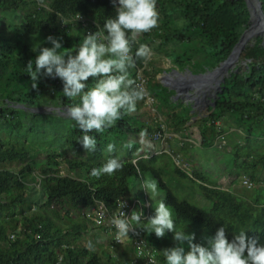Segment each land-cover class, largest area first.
<instances>
[{
    "label": "trees",
    "instance_id": "16d2710c",
    "mask_svg": "<svg viewBox=\"0 0 264 264\" xmlns=\"http://www.w3.org/2000/svg\"><path fill=\"white\" fill-rule=\"evenodd\" d=\"M262 3L264 8V0ZM157 9L158 27L138 38L133 55L139 44L148 45L156 35L160 43L173 44L167 54L179 71L201 73L213 69L228 57L248 25L249 13L244 0H157ZM1 14L8 15L11 24L9 33L0 30V122L12 130L23 126L22 121L29 117L31 123H50L53 134L63 133L67 147L75 155L64 157L51 151L43 159H31L28 147H17L0 138V165L21 162L19 169L0 168V264H118L131 259L130 246L127 252L115 257L108 251L111 249L108 242L100 249H95L90 242L94 250L81 244L79 240L87 230V222L77 211L98 202L114 206L140 176L157 181L163 193L161 200L172 209L176 229L195 233V243L207 246L201 230L211 238L225 225L229 240L244 230L247 236L258 237L259 243L264 244L263 36H256L245 45L240 53L245 64L236 63L229 69L213 108L210 106L211 111L197 120L201 146L211 147L217 134L223 139L226 137L233 161H241L243 174H248L250 181L261 183L260 187L250 188L252 192L246 198L215 182L208 184L196 171L187 172L173 160L171 152L155 154L151 134L162 128L154 120L141 119L140 101L137 110L124 114L114 127L88 133L96 139L97 146L88 155L81 156L83 149L78 140L84 133L63 113L68 106L78 103L79 98L65 97L59 78L42 77L37 82L38 90L32 89L26 66L30 60L35 66L37 52L30 48L27 38L44 34L62 37L63 48L59 51L74 53L86 34L102 30L105 19L115 16L111 0H0ZM75 14L87 16L95 24L82 26L68 22L67 27H62L64 19ZM177 15L182 19L180 24L176 23ZM14 17L19 22H14ZM143 65L137 60L135 67L128 70L129 78L138 83L137 70ZM88 83L91 87L95 81L90 78ZM146 85L147 92H158L153 84ZM170 91L172 101L174 91ZM160 95L164 101L165 95ZM44 104L61 106L63 111L38 110ZM168 117L169 124L181 130L195 115L188 103H180ZM227 120L233 122L240 134L221 127ZM143 130H147L150 146L139 140ZM109 143L115 144L113 153L107 151ZM140 149L142 153H138ZM112 156L122 161L123 169L99 179L93 177L92 169L102 166ZM61 167L69 172L79 171V176L60 173ZM37 168L44 177L41 190L44 201L40 208L53 218L64 219L63 225L55 224L51 216L39 210L30 211L32 201L26 196L29 187L23 177ZM261 173L263 177L255 180ZM197 194L209 202V207L194 202ZM62 200L70 206L64 217L54 206ZM155 207L148 217L154 215ZM72 210L77 214L70 215ZM133 226L155 248L157 264H166L162 252L165 248L159 246L155 233L139 229L142 225ZM170 236L174 233L167 232L163 239ZM174 246L176 242L171 247Z\"/></svg>",
    "mask_w": 264,
    "mask_h": 264
},
{
    "label": "clouds",
    "instance_id": "9594fccd",
    "mask_svg": "<svg viewBox=\"0 0 264 264\" xmlns=\"http://www.w3.org/2000/svg\"><path fill=\"white\" fill-rule=\"evenodd\" d=\"M111 3L115 16L105 19L102 30L86 34L74 53H61L63 38L49 35L46 42L51 47L40 46L33 50L37 52L35 66L33 60L26 66L32 89L38 90L37 82L42 77L59 78L63 83V95L69 100L79 98L78 103L65 111L84 133L78 142L88 152L97 146L96 139L88 133L114 127L124 114L134 113L137 103L145 98V87L129 78L128 70L135 67L137 60L147 64L152 59L153 52L148 45L139 44L134 55L133 46L142 34L157 28L159 22L157 0H111ZM90 78L95 81L91 87ZM139 136L141 143L150 146L147 130L141 131ZM107 151L113 153L115 144L109 143ZM123 167L122 161L112 156L102 166L93 168L91 175L99 179ZM157 188L155 179L144 182V190L148 193V190L155 193ZM119 207H126V203L121 200ZM111 223L116 229L118 243L130 238L129 233L139 235L134 224L142 225L139 229L155 233L157 238L173 232L176 246L162 251L166 264H264V244L259 243L258 237H249L241 230L229 240L224 225L216 230L214 237L208 238L207 246L195 243V233L176 229L172 209L163 200L158 202L155 214L148 217L146 223L143 212L137 210L132 211L130 217L121 211L112 217ZM87 247L94 250L91 243Z\"/></svg>",
    "mask_w": 264,
    "mask_h": 264
},
{
    "label": "rangeland",
    "instance_id": "374dc122",
    "mask_svg": "<svg viewBox=\"0 0 264 264\" xmlns=\"http://www.w3.org/2000/svg\"><path fill=\"white\" fill-rule=\"evenodd\" d=\"M181 20V17L177 15L176 23L180 24L182 22ZM13 21L19 22L18 18L16 17H14ZM10 24L11 20H9L8 15L1 14L0 30L9 33L10 29L8 25ZM48 36L49 35L44 34L42 36L27 38L30 48L32 50H35L38 49L40 46L51 47V44L46 42V38ZM256 36H254L253 39ZM250 40H252V38ZM148 46L151 48L153 56L147 64H144L143 67L137 70V79L139 81L143 80V84L145 86L147 83L152 84L155 83L154 80L159 81L161 78H163L174 90L181 89L185 85V82L183 81V78L185 76H183L182 78L172 73L173 69L176 68L170 62V59L167 54V50L169 48H172L173 44H162L159 42L158 37L156 35H153V39L151 38L150 42H148ZM236 63L244 65L245 61L241 60L239 55L233 67ZM176 70L179 71L178 69ZM187 72V70L179 71L181 75H185V73ZM220 84L221 82L219 83V85ZM155 88L158 90V92L150 91L149 93H147L146 91L147 94L145 98L138 103L140 108L142 109L141 119H145V121L146 119L147 121L154 120L157 123L161 124L160 126L166 139V143H169L170 147L174 149L175 153H178L184 159L183 162L187 167V171L191 172L194 169L195 165L198 169H202L208 173H213L214 175L216 174L218 176H216L215 181L211 180L210 178H206L204 180L209 181L207 182L208 184L210 182H215L216 184L224 185L235 193L240 194L243 197L249 198V193L251 194L252 191L250 190V188L244 186L241 178V175L245 173L242 171V168L244 166L241 161H238L237 163L233 161V157L229 152V144L226 137L225 139H223V137H218L217 134L215 142L211 147H208L206 149H201L200 147V136L198 134L197 129V120L200 117L208 114L210 101L213 99L212 93H217L218 90L213 89V87H210L209 90L206 91L203 95V93L199 91V88L191 86L188 87L186 91L178 93L176 97H172V101H170L169 97L172 94L170 88L165 89L163 91H161L156 86ZM159 92L165 95L164 101H162V96ZM186 94L188 95L187 97ZM180 103H188L191 106V111L195 115V117L192 118L190 121L186 122L185 128L181 130H175L174 127L169 124L168 113L171 112L173 107H177ZM203 103L208 106L207 110L203 107ZM60 107L61 106L54 104H44L40 108H38V110L63 111V109H61ZM63 113L67 114V112ZM29 119L30 117L24 119L22 121L23 126L18 127V129L16 130L9 129L7 126L0 122V138L4 140H9L17 147H28V149L31 151V159H43L47 155V153H50L51 151L61 153L64 157H72L75 155L73 150L67 147L66 142L63 138V133H60L61 135H54L50 123L45 122V124H35L31 123ZM221 127L224 128L226 131L237 132L240 134V130L233 124L231 120H227L226 122L223 121L221 123ZM82 149L83 151L81 152V156H86L91 152L85 150L83 146ZM142 152V149L138 151V153ZM181 161L182 160H180V162ZM20 166L21 162H12L3 163L0 165V168L19 169ZM60 169V173L62 174L70 173L72 176H79V171L69 172L64 167H61ZM246 176L247 178L249 177L248 174ZM262 177L263 173L258 174V176L254 178L255 180H259ZM23 179L26 186L29 187V191L26 196L29 201H32V207L30 211L39 210L42 213L51 216L50 213L40 208V204L44 201V197L42 196L41 192L42 187L44 185V177L40 174V169L37 168L33 171V173L26 174ZM145 179L147 180L146 177ZM218 179H221L219 183L217 182ZM138 184L139 182L137 180H134L132 182V185H130L127 193L130 194L134 188L138 192ZM254 184L256 185L255 187H260L261 185L259 181ZM149 195L152 204L151 206H157L156 204L160 201L161 198L158 196V194L154 195L151 191ZM65 202V200H62L61 203H54V206L60 210V214L62 217H64L66 209L70 208V206ZM194 202L205 208L209 207V202L203 198L199 200H194ZM71 212L73 213V215H75L77 214V212H79V210L77 212H73L72 210ZM52 219L54 220L55 224L58 225H63L65 223L64 219H57L53 217ZM201 233L203 234L204 238L206 239V243L208 244V238L206 234L203 232V230H201ZM173 237L174 236H170L167 239L159 238V246H162L164 248L171 247L175 243ZM106 240L107 239L105 233L101 230V227L88 225L86 232L82 235L79 242L85 245H88L91 242L94 243L95 249H100L101 247L106 246L105 244L108 242ZM159 248L157 247L156 250H159ZM108 251H110L113 256L115 255V252L112 248ZM127 251L128 250H125V252ZM115 257H118V255H115Z\"/></svg>",
    "mask_w": 264,
    "mask_h": 264
},
{
    "label": "built area",
    "instance_id": "2783aa9c",
    "mask_svg": "<svg viewBox=\"0 0 264 264\" xmlns=\"http://www.w3.org/2000/svg\"><path fill=\"white\" fill-rule=\"evenodd\" d=\"M78 17L80 18L78 19ZM68 22L82 26L95 24L92 19L81 14H75L74 16L64 19L62 27H67L66 24ZM138 84H142L144 86L143 80H138ZM144 87L146 89V85ZM216 131H218V129ZM217 136L222 138L220 134H218ZM151 138L155 143H159L161 145L160 149H158V152L168 150V146L166 147L165 145L166 139L164 137L163 131H161L160 129L153 131L151 134ZM176 161L179 162V158H177ZM241 178L244 186H246L247 188L256 186L252 181H250L249 178H247L246 175H241ZM140 181L142 183V196L140 198L137 197L130 199L127 196H123L119 197L112 207H109L103 202H98L92 206L81 208L79 210V214H81V216L86 220L87 226L89 225L102 227V231L105 233L108 243L111 244V248L115 252V255H119L120 253L125 252V250H128L127 248L129 246L132 248L131 259L124 260L122 262H119L118 264H157L155 248L148 243L146 238L141 234L140 230L136 229L139 235L129 233L130 238H125L122 243H118L115 239L116 229L111 223L112 217L114 215H119L121 211L129 217L134 210L142 211L144 214V219L149 216L151 209L150 197L148 192L144 190V180L142 176H140ZM121 200L126 203V207L120 209L119 204ZM69 214L73 215L71 211L69 212ZM11 237H13V235H11Z\"/></svg>",
    "mask_w": 264,
    "mask_h": 264
},
{
    "label": "water",
    "instance_id": "95a60500",
    "mask_svg": "<svg viewBox=\"0 0 264 264\" xmlns=\"http://www.w3.org/2000/svg\"><path fill=\"white\" fill-rule=\"evenodd\" d=\"M248 13H249V17H248V25L247 27L240 33L238 41L236 42V44L234 45V47L232 48L230 54L228 55V57L220 62L216 67H214L213 69L207 70L205 72H201V73H192L191 71H188L187 73H185V75H181L179 73V71H177L176 69H173L172 73L178 77H188L190 78L188 81H186L185 85L181 88V89H177L176 91V96L178 93H181L182 91H186L188 87L191 86H195V87H209V85H211V87H213V89H217L218 91H220L221 87L219 85L220 82H222L224 80V77L226 75L229 74V70H227L225 72V75H223L220 78H216L214 77L211 73L215 72L222 64L228 62V61H234L237 60L241 51L245 48V45L249 42V40L251 38H253L256 35L262 34L264 32V8H263V3L262 0H244ZM240 42H243V44L241 45V47H237L238 44ZM263 42H264V38H263ZM234 55V59H231ZM233 67V66H232ZM231 67V68H232ZM229 68V69H231ZM210 81H213L211 84L209 83ZM154 86L158 87L161 91L165 90L166 87L161 84V83H152ZM204 95V93H203ZM188 95L186 94V97ZM212 97L213 99L210 101V106L211 109L214 106L216 97H217V93H212ZM203 107L207 110L208 106L203 103ZM211 110H209L208 108V113Z\"/></svg>",
    "mask_w": 264,
    "mask_h": 264
},
{
    "label": "crops",
    "instance_id": "0c3cea01",
    "mask_svg": "<svg viewBox=\"0 0 264 264\" xmlns=\"http://www.w3.org/2000/svg\"><path fill=\"white\" fill-rule=\"evenodd\" d=\"M147 87V86H146ZM146 91H147V88H146ZM147 93H149V92H147ZM159 125H161L160 123H158ZM199 134V133H198ZM165 145H166V147L168 146V150L167 151H162V152H171V153H173V155H172V157H173V160L179 165V166H181L184 170H186L187 171V167L185 166V163L183 162V158L178 154V153H175V151H174V149H172L171 147H170V145H169V143H165ZM160 147H161V145L159 144V143H155L154 142V153L155 154H157V153H160V152H158V149H160ZM200 147H201V149H206V148H208V147H203V146H201V144H200ZM157 151V152H156ZM177 158H179V160H182L181 162L179 161V162H177L176 161V159ZM186 167V168H185ZM193 171H196V172H198V173H200V176L201 177H205V178H210L211 180H216V176H218V175H214L213 173H208V172H206V171H204V170H202V169H198L195 165H194V169L191 171V172H189V171H187V172H189V173H192ZM143 180H144V182L146 181V179H145V177H143ZM151 179H149V178H147V181H150ZM138 182H139V184H138V192L136 191V189L134 188L133 190H132V192L130 193V194H126V196L127 197H129L130 199H132V198H137V197H141L142 196V183H141V181H140V179H138L137 180ZM221 181V179H218V183ZM218 185H220L221 187H223V188H226V189H229V188H227V187H225L224 185H221V184H218ZM149 191V193L148 194H150V190H148ZM154 195H156V194H158V196L162 199L163 198V193L157 188V191L155 192V193H153ZM150 196V195H149ZM198 196H200L199 194H197L196 195V198L194 199V200H199V199H201L202 197L200 196V197H198ZM151 197H152V195H151ZM158 199V198H157ZM160 199V200H161ZM204 199V198H203Z\"/></svg>",
    "mask_w": 264,
    "mask_h": 264
},
{
    "label": "bare ground",
    "instance_id": "6f19581e",
    "mask_svg": "<svg viewBox=\"0 0 264 264\" xmlns=\"http://www.w3.org/2000/svg\"><path fill=\"white\" fill-rule=\"evenodd\" d=\"M259 35H261V36H263L264 37V32L262 33V34H259ZM259 35H257V36H259ZM253 39V38H252ZM243 44V42H240L239 44H238V46L237 47H241V45ZM231 59H234V55H233V57L231 58ZM236 62V60H234V61H228V62H226V63H224V64H222L215 72H213V73H211L214 77H216V78H220V77H222L224 74H225V72L229 69V68H231L233 65H234V63ZM183 78V77H182ZM184 80V82L186 83V81H188L190 78H188V77H184L183 78ZM159 82L161 83V84H163L165 87H167L168 89L170 88L171 90H173L174 91V94H173V97H176V92H175V90L173 89V88H171V86L168 84V82L167 81H165L163 78H161L160 80H159ZM213 81H210L209 83L211 84ZM211 87V85H209V87L207 88V87H197V88H199L200 90L199 91H201V93H205L206 91H208L209 90V88ZM204 89V90H203Z\"/></svg>",
    "mask_w": 264,
    "mask_h": 264
}]
</instances>
